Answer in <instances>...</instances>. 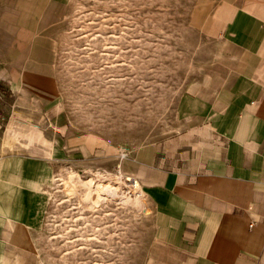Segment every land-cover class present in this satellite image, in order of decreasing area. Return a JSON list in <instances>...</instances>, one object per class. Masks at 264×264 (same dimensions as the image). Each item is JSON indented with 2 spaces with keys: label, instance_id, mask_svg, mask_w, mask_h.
I'll use <instances>...</instances> for the list:
<instances>
[{
  "label": "crops",
  "instance_id": "crops-1",
  "mask_svg": "<svg viewBox=\"0 0 264 264\" xmlns=\"http://www.w3.org/2000/svg\"><path fill=\"white\" fill-rule=\"evenodd\" d=\"M69 1L13 4L22 40L10 81L26 87L16 96L42 110L41 118L56 107L53 30ZM192 6L190 20L213 43L210 61L176 98L169 144L137 147L120 158V169L145 191L150 217L138 264H264V0H194ZM36 113L20 117L34 122ZM49 116L55 125L47 146L35 142L30 151L19 138H0V264H40L44 190L60 155L86 166L93 157L120 153L93 144L91 133L74 125L60 130L56 115Z\"/></svg>",
  "mask_w": 264,
  "mask_h": 264
},
{
  "label": "rangeland",
  "instance_id": "rangeland-1",
  "mask_svg": "<svg viewBox=\"0 0 264 264\" xmlns=\"http://www.w3.org/2000/svg\"><path fill=\"white\" fill-rule=\"evenodd\" d=\"M14 1L0 0V138H19L30 151L35 142L47 146L52 113L60 130L74 125L91 133L93 144L120 150L86 166L60 155L44 190L40 264H138L149 233L145 191L139 207L112 199L95 203L86 197L87 181L125 192L134 178L120 169V158L137 147L169 144L176 98L203 74L213 49L190 20L194 0H70L53 30L56 107L44 118L32 102L18 100L26 87L10 81L22 40L13 26ZM34 112L40 114L34 122L20 117ZM120 175L122 182L113 179Z\"/></svg>",
  "mask_w": 264,
  "mask_h": 264
},
{
  "label": "bare ground",
  "instance_id": "bare-ground-1",
  "mask_svg": "<svg viewBox=\"0 0 264 264\" xmlns=\"http://www.w3.org/2000/svg\"><path fill=\"white\" fill-rule=\"evenodd\" d=\"M121 177H122L121 175L116 177L114 176L113 179L122 182ZM130 181H131L130 184L131 188L123 192L120 191L118 187L113 186L111 184H103L99 182L93 185L92 180H88L87 181L88 191L86 193V197L87 199L95 203L105 199H112V200H118V202L122 204H129L135 207H139L141 206V198L143 195L141 185L137 179L135 180L133 179Z\"/></svg>",
  "mask_w": 264,
  "mask_h": 264
}]
</instances>
